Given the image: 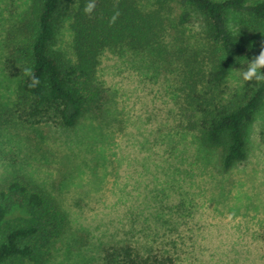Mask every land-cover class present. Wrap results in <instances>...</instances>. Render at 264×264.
Here are the masks:
<instances>
[{"label": "rangeland", "instance_id": "obj_1", "mask_svg": "<svg viewBox=\"0 0 264 264\" xmlns=\"http://www.w3.org/2000/svg\"><path fill=\"white\" fill-rule=\"evenodd\" d=\"M32 6L0 0V108L18 93L4 64L28 35L18 30ZM177 14L173 7L165 43L198 42L202 17L180 25ZM51 49L73 58L70 20L56 22ZM179 64L167 54L105 50L97 77L109 97L97 121L42 125L38 145L28 127L3 130L0 181L44 188L67 217L46 264H95L113 244L168 254L173 264H264V98L246 128V158L223 171L220 151L203 152L185 128ZM239 69L224 83L227 95L244 84Z\"/></svg>", "mask_w": 264, "mask_h": 264}, {"label": "trees", "instance_id": "obj_2", "mask_svg": "<svg viewBox=\"0 0 264 264\" xmlns=\"http://www.w3.org/2000/svg\"><path fill=\"white\" fill-rule=\"evenodd\" d=\"M88 2L33 0L30 19L18 30L28 35L4 64L20 83L12 107L0 108V135L5 127H28L38 145L42 125L73 128L86 116L97 121L109 97L97 77L105 50L158 60L167 54L180 63L183 120L196 133L199 149L220 151L223 171L243 161L246 128L264 98V83L244 81L228 95L223 86L264 42V0H96L87 15L83 9ZM173 7L180 25L194 13L202 17L198 42L165 43ZM62 18L70 20L72 59L51 49L55 24ZM26 67L39 79L36 87H29ZM66 227L64 210L44 188L17 177L0 181V264H46L48 251ZM99 259L95 264H173L168 254L144 253L130 244L104 247Z\"/></svg>", "mask_w": 264, "mask_h": 264}, {"label": "clouds", "instance_id": "obj_3", "mask_svg": "<svg viewBox=\"0 0 264 264\" xmlns=\"http://www.w3.org/2000/svg\"><path fill=\"white\" fill-rule=\"evenodd\" d=\"M96 7V0H89L86 3L83 11L85 14L90 15ZM119 12H117L110 20V23H114L118 17ZM24 75L30 77L29 87H36L40 81L35 77L34 72L31 68H25ZM243 81L256 83H264V42L260 45V50L258 54L253 55L250 59H247L246 65L242 70H237Z\"/></svg>", "mask_w": 264, "mask_h": 264}]
</instances>
